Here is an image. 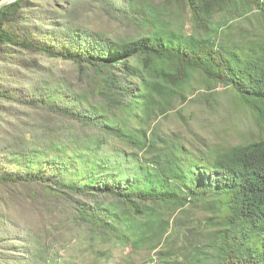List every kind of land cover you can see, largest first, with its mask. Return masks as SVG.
<instances>
[{"label":"trees","instance_id":"16d2710c","mask_svg":"<svg viewBox=\"0 0 264 264\" xmlns=\"http://www.w3.org/2000/svg\"><path fill=\"white\" fill-rule=\"evenodd\" d=\"M217 86L256 139L197 131ZM171 113L186 131L162 127ZM45 218L97 257L119 242L154 264H264V0L1 7L0 264L67 263L34 230Z\"/></svg>","mask_w":264,"mask_h":264},{"label":"rangeland","instance_id":"374dc122","mask_svg":"<svg viewBox=\"0 0 264 264\" xmlns=\"http://www.w3.org/2000/svg\"><path fill=\"white\" fill-rule=\"evenodd\" d=\"M185 27L189 28V24H186ZM47 63L57 67L69 68L68 70L72 71V65L68 62L50 60ZM198 78L202 81L200 77ZM197 87L204 90L202 82H199ZM215 96L220 104L215 112H204L196 106L192 109L195 112L193 124L197 131L202 133L208 141L225 146L256 139L259 127L254 115L247 108H239L234 92L230 88L217 86L215 87ZM184 110L188 112L191 109L186 107ZM160 122L165 129L186 131L173 113ZM34 230L42 237L53 241L54 247L59 250V254H63L65 257L66 264H154L152 260L155 250L148 252V249H140L135 251L129 245L119 242H111L105 245L97 244V248L105 252V255L101 257L84 250L87 245L86 241L73 239L70 243L72 245L70 250L65 249V247L61 248L64 243L57 241V238H60V230L54 222L47 218L37 222L34 225Z\"/></svg>","mask_w":264,"mask_h":264},{"label":"water","instance_id":"95a60500","mask_svg":"<svg viewBox=\"0 0 264 264\" xmlns=\"http://www.w3.org/2000/svg\"><path fill=\"white\" fill-rule=\"evenodd\" d=\"M13 1L15 0H0V8Z\"/></svg>","mask_w":264,"mask_h":264}]
</instances>
